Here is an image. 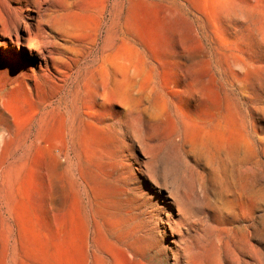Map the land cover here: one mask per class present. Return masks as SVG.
<instances>
[{
  "label": "rangeland",
  "instance_id": "obj_1",
  "mask_svg": "<svg viewBox=\"0 0 264 264\" xmlns=\"http://www.w3.org/2000/svg\"><path fill=\"white\" fill-rule=\"evenodd\" d=\"M32 1L28 19L35 22L43 0ZM48 3L64 8V17L51 23L69 45L102 52L113 43L104 60L115 66V101L87 108L77 103L59 63L53 72L44 69L43 59L35 51L29 59L26 48L8 70L0 46V264L13 254L16 264H83L87 237L92 251L95 234L110 232L109 220L117 217L100 214L99 195L151 241L144 255H130L125 264H189L196 244L213 246L225 264L235 257L264 264V0ZM6 49L15 53L11 44ZM78 112L121 132L106 184L99 166L87 162L99 142L63 138L66 120ZM87 120L82 130H89ZM172 124L178 133L166 139Z\"/></svg>",
  "mask_w": 264,
  "mask_h": 264
},
{
  "label": "bare ground",
  "instance_id": "obj_2",
  "mask_svg": "<svg viewBox=\"0 0 264 264\" xmlns=\"http://www.w3.org/2000/svg\"><path fill=\"white\" fill-rule=\"evenodd\" d=\"M3 7L5 10H0L2 14V22H0V34H5L4 39L2 42H0V46L5 47V51L7 53V66H5L8 70H12L13 67L16 66L15 62L18 61L20 58L19 52H24V50L27 48L29 53H26L27 57L31 59V55L34 54V51L37 53L41 59L44 61V69H47L49 71H52L54 67H58L61 65V72L63 73L65 79L70 80V83L74 85L76 88V91L78 95L76 98L77 103L80 102L83 106H89L91 105L95 106L98 104L101 100H108L110 103L113 104L115 101V95H114V84L117 83V79L113 73L114 69V63L104 60L105 53L107 51L112 50L113 43H107L103 46L102 52H96V48L94 46L91 47H80V44L72 43V45H69V38L64 39L65 33L61 32L60 30H56L53 22L51 21L56 17H64V12L62 8L56 9L54 5L49 4L48 0H43L40 3H38L37 6V16H33V21H29L28 15L30 13V6H32L33 1L32 0H1ZM48 4V7L45 8V5ZM64 9V8H63ZM3 32V33H1ZM63 40L64 42H61ZM66 42V43H65ZM21 43H26L25 48L22 49ZM43 43H45L43 45ZM11 44L13 48L15 49V53L10 52L7 48V45ZM128 44V43H127ZM19 51V52H18ZM14 55V56H13ZM111 55V54H110ZM91 57L90 62H88V59ZM118 67V66H117ZM126 68V66H124ZM127 69V68H126ZM128 71V70H127ZM53 72V71H52ZM107 72L108 79H105V76L103 73ZM55 74V73H53ZM56 75V74H55ZM127 75V74H126ZM61 77V76H60ZM63 78L61 80H63ZM132 80V79H131ZM198 80V79H197ZM57 81V80H56ZM130 81V80H129ZM203 82V81H202ZM68 83V84H70ZM130 84V82H128ZM191 83V81H190ZM62 84V83H61ZM134 84V83H133ZM63 85V84H62ZM122 85V84H121ZM129 85V84H128ZM127 85V86H128ZM196 85V84H195ZM199 85V84H198ZM197 85V86H198ZM58 86V85H57ZM72 86V85H71ZM192 86V85H191ZM201 86V85H200ZM122 87V86H121ZM129 87V86H128ZM195 87V86H194ZM62 88V87H60ZM64 88V87H63ZM123 88V87H122ZM200 88V87H199ZM205 88V86H204ZM121 89V88H120ZM122 90V89H121ZM75 91V92H76ZM129 91V90H127ZM131 91V90H130ZM202 92V91H201ZM128 93V92H127ZM126 93V94H127ZM203 93V92H202ZM125 94V93H124ZM130 94V93H129ZM177 94V93H176ZM132 95V93H131ZM175 95V93H174ZM130 96V95H129ZM128 97V96H127ZM135 97V96H133ZM121 98V96H120ZM130 98V97H129ZM128 98H125L127 100ZM131 99V98H130ZM73 100V99H72ZM133 101V99H131ZM131 101V102H132ZM125 102V101H124ZM130 102V101H128ZM136 102V100H135ZM134 102V103H135ZM74 103V102H73ZM108 103V102H107ZM127 103V102H126ZM124 103V104H126ZM79 104V110H81L83 107ZM129 105V103H128ZM107 106V105H106ZM135 106V105H134ZM75 107V106H74ZM73 107V108H74ZM77 107V106H76ZM124 107V105H123ZM130 107V106H129ZM61 108V107H60ZM96 108V107H95ZM62 109V108H61ZM76 109V108H75ZM85 109V108H84ZM94 109V108H93ZM88 110V109H87ZM64 111V110H63ZM96 111V110H95ZM94 111V112H95ZM126 111V110H125ZM129 111V110H127ZM126 111V112H127ZM131 111V110H130ZM143 111V110H142ZM182 111V110H181ZM77 112V111H76ZM75 112V113H76ZM134 112V111H133ZM180 112V111H179ZM67 113V112H66ZM70 113V112H69ZM68 113V114H69ZM93 113V111H92ZM125 113V112H124ZM137 113V112H136ZM142 113V112H141ZM144 113V112H143ZM146 113V112H145ZM71 114V113H70ZM74 114V113H73ZM72 114V115H73ZM86 114V113H85ZM97 114V113H96ZM129 114V112H128ZM127 114V115H128ZM138 114V113H137ZM150 114V111L149 113ZM181 114V113H180ZM89 115V113H88ZM146 115V114H145ZM151 118L153 117L152 114ZM150 115H148L150 117ZM182 115V114H181ZM187 115V114H186ZM86 116V115H85ZM130 116V115H129ZM135 116V115H133ZM139 116V115H138ZM155 116V115H154ZM225 116V115H224ZM223 116V117H224ZM137 117V115H136ZM193 117V116H192ZM52 118V117H51ZM63 118V117H62ZM123 118V117H121ZM128 119V116H126ZM144 118V117H143ZM150 118V120H151ZM182 118V116H181ZM184 118V117H183ZM202 118V117H201ZM225 118V117H224ZM87 119H90L87 117ZM83 116H81L80 112L73 115L72 117L69 116V118L66 120L65 128L63 130V138L65 140L66 144H69L70 141H76L78 139H85L87 141H95L99 142V147L96 150H90L87 155V162L89 164H94L96 166H99V170H101V183L106 184L108 182L109 174L112 172L114 173L115 167H114V157L116 155V147L117 142L120 141L119 138H117V134L121 132H117L115 130L114 123L111 122H104L99 123L92 120H87ZM139 119V118H138ZM142 119V118H141ZM185 119V118H184ZM203 119V118H202ZM89 126V130L85 131L82 130L83 123L86 122ZM132 120V119H131ZM137 120V119H136ZM49 121V120H48ZM112 121V120H111ZM130 122V120H128ZM157 121V120H156ZM172 121V120H171ZM65 122V121H64ZM127 122V121H126ZM128 122V123H129ZM132 122V121H131ZM144 122V120H143ZM184 123V122H183ZM47 124V123H46ZM134 124V123H133ZM156 124V123H155ZM185 124V123H184ZM132 125V124H131ZM139 125V124H138ZM147 125V124H146ZM159 125V124H158ZM124 126V125H123ZM130 126V125H128ZM126 125V127H128ZM133 126V125H132ZM151 125H149L150 127ZM157 126V125H156ZM183 126V125H182ZM187 126V125H186ZM204 126V125H203ZM239 127V125H236V127ZM63 127V126H62ZM146 127V126H145ZM192 127L191 124L187 126V129H190ZM202 127V126H201ZM210 127V126H209ZM235 127V126H234ZM242 127V126H241ZM136 128V127H135ZM139 128V127H138ZM159 128V127H158ZM45 129V128H44ZM128 129V128H127ZM130 129H132L130 127ZM204 129V128H203ZM241 129V128H240ZM141 130V129H140ZM147 130V128L145 129ZM149 130V129H148ZM147 130V131H148ZM162 130V129H161ZM178 125L172 124L167 132V136L164 138H174L176 137L178 133ZM47 131V130H46ZM133 131V130H132ZM146 131V132H147ZM154 131V130H152ZM159 131V129H158ZM184 131V130H183ZM186 131V130H185ZM204 131V130H203ZM125 133V132H124ZM131 133V132H130ZM165 134V133H164ZM202 134V133H201ZM244 134V133H243ZM140 135V134H139ZM133 136V134H132ZM131 136V137H132ZM147 136V135H146ZM151 136V134H150ZM181 136V135H180ZM255 136V135H254ZM257 136V135H256ZM152 137V136H151ZM188 137V136H186ZM145 138H149L145 137ZM163 138V139H164ZM178 138V137H177ZM129 139V138H128ZM133 139V138H132ZM131 139V140H132ZM135 139V138H134ZM140 139V137H139ZM138 139V140H139ZM162 139V138H161ZM179 139V138H178ZM256 139V137H255ZM122 140V139H121ZM136 140V139H135ZM155 140V139H154ZM188 142V138H186ZM177 141V140H176ZM127 142V138H126ZM149 142V141H148ZM153 142V141H151ZM156 142V141H155ZM167 142V141H166ZM175 142V141H174ZM180 142V141H179ZM121 143V142H119ZM154 143V142H153ZM186 143V142H185ZM136 144V143H135ZM162 144V142H161ZM181 144V143H180ZM199 144V143H198ZM117 145V146H116ZM153 145V144H152ZM194 145V144H193ZM200 145V144H199ZM127 146V144L125 145ZM131 146V145H130ZM136 146V145H134ZM149 146V145H148ZM151 146V145H150ZM165 146V145H164ZM122 147V146H121ZM145 147V146H144ZM158 147V146H157ZM200 147V146H198ZM124 148V147H123ZM140 148V147H139ZM167 148V147H166ZM237 148V147H236ZM118 149V148H117ZM125 149V148H124ZM123 149V150H124ZM128 149V146H127ZM151 149V148H150ZM156 149V148H155ZM163 149V148H162ZM239 150V148H237ZM195 150V149H194ZM198 150V148H197ZM119 151V150H118ZM132 151V150H131ZM156 151V150H155ZM196 151V150H195ZM231 151V150H230ZM234 151L237 152L235 149ZM124 152V151H123ZM122 152V153H123ZM128 152V151H126ZM154 152V151H153ZM152 152V153H153ZM157 152V151H156ZM161 152V151H160ZM194 152V151H193ZM232 152V151H231ZM230 153V156L232 155ZM239 152V151H238ZM131 153V152H129ZM204 153V151L202 152ZM206 153V152H205ZM84 154V153H83ZM121 154V153H119ZM127 154V153H126ZM149 154V152H148ZM158 153H156L157 156ZM222 154V153H221ZM236 154V153H235ZM130 155V154H128ZM239 155V154H238ZM146 156V155H145ZM155 156V157H156ZM204 156V154H203ZM224 156V155H223ZM237 156V154H236ZM117 157V156H116ZM119 157V156H118ZM123 157V156H122ZM121 157V158H122ZM194 157V154H193ZM196 157V156H195ZM77 158V157H76ZM125 158V157H124ZM147 158V157H146ZM152 158V157H151ZM157 158V157H156ZM220 158V156H219ZM226 158V157H225ZM234 158L235 155H234ZM169 159V158H168ZM189 159V158H188ZM205 159V156L204 158ZM211 159V158H210ZM209 159V160H210ZM129 160V159H128ZM182 160V159H181ZM214 160V159H212ZM218 160V159H217ZM224 160V159H223ZM116 161V160H115ZM121 161V160H120ZM138 161V160H137ZM145 161V160H144ZM179 161V160H178ZM191 161V160H190ZM197 161V160H196ZM207 161V160H206ZM229 161V160H228ZM226 161V162H228ZM232 161V160H231ZM119 162V161H118ZM155 162V161H154ZM153 162V163H154ZM211 162V161H210ZM213 162V161H212ZM211 162V163H212ZM218 162V161H217ZM223 162V161H222ZM117 163V161H116ZM157 163V162H156ZM163 163V162H162ZM211 163H208L209 165ZM127 164V163H126ZM160 164V163H159ZM187 164V162H186ZM223 164V163H222ZM227 164V163H226ZM230 164V162L228 163ZM232 164V162H231ZM119 165V164H118ZM155 165V164H154ZM163 165V164H161ZM213 167V164H211ZM210 165V166H211ZM219 165V164H218ZM76 166V165H75ZM88 166V165H86ZM134 166V165H133ZM153 166V165H152ZM165 166V165H163ZM221 165H219L220 167ZM231 166V165H230ZM151 167V166H150ZM157 167V164L155 165ZM154 167V168H155ZM209 167V166H208ZM217 167V166H216ZM225 166H223L224 169ZM228 167V166H226ZM225 167V168H226ZM134 168V167H133ZM158 168V167H157ZM198 168V167H197ZM221 168V167H220ZM85 169V168H84ZM94 169V168H93ZM151 169V168H150ZM170 169V168H169ZM192 169V168H191ZM196 169V168H195ZM230 169V168H229ZM235 169V168H234ZM152 170V169H151ZM160 168V173H161ZM198 170V169H197ZM196 170V171H197ZM216 170H219L216 168ZM225 170V169H224ZM124 171V170H123ZM221 170H219V173ZM230 171V170H229ZM89 172V170H88ZM130 172V171H129ZM154 172V171H153ZM164 172V168H163ZM162 172V173H163ZM225 172V171H224ZM227 172V171H226ZM225 172V173H226ZM123 173V172H121ZM161 173V175H162ZM231 173V172H230ZM229 173V174H230ZM110 174V175H111ZM165 174V172L163 173ZM167 174V173H166ZM218 174V173H217ZM216 174V175H217ZM223 174V173H222ZM234 174V173H233ZM45 175V174H44ZM77 175V174H76ZM91 175V174H90ZM152 175V174H151ZM189 175V172H188ZM221 175V174H220ZM225 175V174H224ZM232 175V174H231ZM230 175V176H231ZM236 175V174H235ZM153 176V175H152ZM151 176V177H152ZM155 176V175H154ZM165 176V175H164ZM190 176V175H189ZM228 176V175H227ZM79 177V176H78ZM93 177V176H91ZM168 178V175H166ZM170 177V176H169ZM185 177V176H184ZM217 177V176H216ZM222 177V176H221ZM238 177V176H237ZM76 178V177H75ZM74 178V179H75ZM162 178V177H161ZM164 178V177H163ZM182 178V177H181ZM218 178V177H217ZM216 178V179H217ZM220 178V176H219ZM229 178V177H228ZM234 179V177H232ZM89 179V178H88ZM93 179V178H92ZM155 179V177H154ZM186 179V178H185ZM191 179V178H190ZM227 179V178H226ZM225 179V180H226ZM231 179V180H233ZM76 180V179H75ZM81 180V178H80ZM95 180V179H93ZM181 181V179H179ZM189 180V179H188ZM187 180V182H188ZM194 180V179H193ZM229 180V179H228ZM235 180L233 182V186H235ZM160 181V180H158ZM179 181V182H180ZM185 181V180H184ZM86 182V181H85ZM84 182V183H85ZM117 182V181H116ZM157 182V181H156ZM227 182V180H226ZM83 183V181H82ZM158 183V182H157ZM186 183V182H185ZM229 183V182H227ZM47 184V183H46ZM77 184V183H76ZM190 184V182H189ZM193 184V183H192ZM222 184V183H221ZM51 185V184H50ZM223 185V184H222ZM229 185V184H228ZM231 185V184H230ZM238 185V183H237ZM191 186V185H190ZM227 187V184L225 185ZM224 186V188H225ZM93 187V186H91ZM95 187V186H94ZM232 187V186H231ZM120 188V187H119ZM229 188V186H228ZM236 188V187H235ZM50 190V187H49ZM48 190V191H49ZM235 190V189H234ZM96 191V190H95ZM117 192V190H115ZM120 191V190H119ZM228 191V189H227ZM50 192V191H49ZM52 192V191H51ZM115 192V193H116ZM186 192V191H185ZM119 193V192H118ZM175 193V192H173ZM177 193V192H176ZM231 193V192H230ZM50 194V193H49ZM172 194V193H171ZM174 195V194H173ZM50 196V195H49ZM53 196V195H52ZM90 196V195H89ZM176 196V195H175ZM180 196V195H179ZM51 197V196H50ZM92 198V196H91ZM119 198V197H117ZM173 198V196H172ZM176 198V197H175ZM78 199V197H77ZM187 199V198H186ZM57 200V198H56ZM190 200V199H189ZM115 201V200H114ZM179 201V199H178ZM182 201V200H180ZM184 201V200H183ZM182 201V202H183ZM48 202V201H47ZM94 202V200H93ZM59 203V202H58ZM78 203V202H76ZM50 204V203H49ZM91 204V203H90ZM94 204V203H93ZM51 205V204H50ZM53 205V204H52ZM55 205V204H54ZM53 205V206H54ZM62 205V204H61ZM60 205V206H61ZM179 205V204H178ZM177 205V206H178ZM56 206V205H55ZM95 206L97 210L100 212V214L103 217L108 216H117L116 219H110L109 220V228L110 232L105 233L101 232L99 234H95L94 237V249L91 250V241L89 236L87 237L84 245V263L83 264H125V260L129 258L130 255L136 256H142L144 255V252L151 247L152 244L150 243V239L143 235H137L134 233V229L129 227V220L125 219L122 216L118 215L117 208L114 207L112 203L109 202V200L104 197L103 195L97 196L95 200ZM48 207V206H47ZM51 207V206H50ZM180 207V206H179ZM53 208V207H52ZM59 208V207H58ZM61 208V207H60ZM79 208V207H78ZM92 208V207H91ZM51 211V210H50ZM64 211V210H63ZM53 212V211H51ZM55 212V211H54ZM60 212V211H59ZM171 213V212H170ZM53 214V213H52ZM64 214V213H63ZM65 216V215H64ZM97 217V216H96ZM95 218V217H94ZM55 219V218H53ZM61 219V218H59ZM57 221V220H56ZM98 221V220H97ZM163 221V220H162ZM59 222V220H58ZM56 222V223H58ZM61 222V221H60ZM65 222V221H64ZM62 223V222H61ZM55 224V223H54ZM53 225V224H52ZM62 226V224H60ZM66 225V224H65ZM64 225V226H65ZM106 225V224H105ZM56 226V225H55ZM58 227V226H57ZM61 228V227H60ZM101 229V228H100ZM148 229V228H147ZM106 230V229H105ZM109 230V229H108ZM151 230V229H150ZM152 231V230H151ZM155 231V230H154ZM147 232V231H146ZM139 233V232H138ZM149 234V233H148ZM157 234V233H156ZM61 235V234H60ZM33 238V237H31ZM82 238V237H81ZM80 238V239H81ZM10 239V238H9ZM34 239V238H33ZM35 240V239H34ZM35 242V241H34ZM84 243V241H82ZM222 242V241H221ZM66 242H64L65 245ZM72 242H70L71 244ZM74 243V242H73ZM224 243V241H223ZM75 244V243H74ZM35 246V244H33ZM32 246V245H31ZM66 246V245H65ZM74 245L72 244V247ZM77 246V244H76ZM75 246V247H76ZM83 246V245H82ZM220 246V245H219ZM225 246V245H224ZM213 247V246H212ZM211 247V248H212ZM215 247V246H214ZM253 247V246H252ZM36 248V247H35ZM34 248V249H35ZM78 248V247H77ZM81 248V247H80ZM209 248L205 244H196V247L192 249V252L189 257V264H225V262L222 260V258L219 256V254L214 250ZM222 248V247H221ZM225 248V247H224ZM223 248V250H224ZM76 249V248H75ZM74 249V251H75ZM79 250V249H78ZM12 251V250H11ZM76 252V251H75ZM227 254V251H225ZM254 252V251H253ZM70 254V253H69ZM83 254V253H82ZM231 254V253H230ZM257 255V253H255ZM48 255V254H47ZM256 255V256H257ZM78 257V255H75ZM80 256V255H79ZM122 256V258H121ZM7 257V256H6ZM22 257V256H21ZM68 257V256H67ZM227 257V256H226ZM230 257V255H229ZM232 257V256H231ZM235 257V256H234ZM255 257V256H254ZM258 257V256H257ZM19 258L17 254H13L9 256L8 260L11 262H8L7 264H16V259ZM44 258V257H43ZM48 258V257H47ZM79 258V257H78ZM253 258V257H252ZM262 258V257H261ZM260 258V259H261ZM22 259V258H21ZM46 259V258H45ZM44 259V260H45ZM49 259V258H48ZM135 259V258H134ZM259 259V260H260ZM5 260V259H4ZM50 260V259H49ZM80 260V259H79ZM78 260V261H79ZM247 260V259H246ZM241 257L234 258L235 264H251L250 262L246 261ZM81 261V260H80ZM135 261V260H134ZM252 261V260H251ZM258 261V259H257ZM66 262V260H65ZM128 262V261H127ZM139 262V260L137 261ZM47 263V261H46ZM142 263V262H140ZM139 263V264H140ZM5 264V263H4ZM49 264V263H48ZM73 264V263H72ZM136 264V263H134Z\"/></svg>",
  "mask_w": 264,
  "mask_h": 264
}]
</instances>
